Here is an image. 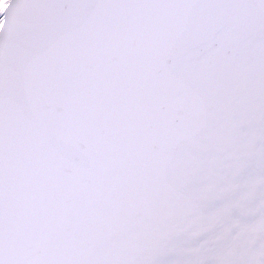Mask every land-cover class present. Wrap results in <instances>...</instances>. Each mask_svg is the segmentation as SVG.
I'll return each instance as SVG.
<instances>
[{
    "label": "snow or ice",
    "instance_id": "6c2138e0",
    "mask_svg": "<svg viewBox=\"0 0 264 264\" xmlns=\"http://www.w3.org/2000/svg\"><path fill=\"white\" fill-rule=\"evenodd\" d=\"M0 264H264V0H0Z\"/></svg>",
    "mask_w": 264,
    "mask_h": 264
}]
</instances>
